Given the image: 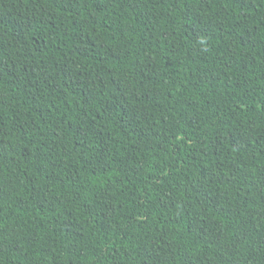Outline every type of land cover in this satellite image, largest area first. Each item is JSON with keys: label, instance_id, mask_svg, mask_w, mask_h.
<instances>
[{"label": "trees", "instance_id": "obj_1", "mask_svg": "<svg viewBox=\"0 0 264 264\" xmlns=\"http://www.w3.org/2000/svg\"><path fill=\"white\" fill-rule=\"evenodd\" d=\"M0 264H264V0H0Z\"/></svg>", "mask_w": 264, "mask_h": 264}]
</instances>
